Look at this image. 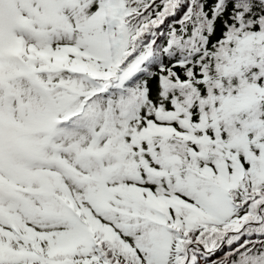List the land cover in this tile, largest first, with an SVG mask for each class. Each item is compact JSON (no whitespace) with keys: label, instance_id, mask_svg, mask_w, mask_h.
<instances>
[{"label":"snow or ice","instance_id":"obj_1","mask_svg":"<svg viewBox=\"0 0 264 264\" xmlns=\"http://www.w3.org/2000/svg\"><path fill=\"white\" fill-rule=\"evenodd\" d=\"M0 264H264V0H0Z\"/></svg>","mask_w":264,"mask_h":264}]
</instances>
